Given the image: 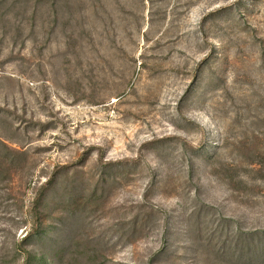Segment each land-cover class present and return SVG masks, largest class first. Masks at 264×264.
<instances>
[{
    "label": "rangeland",
    "instance_id": "374dc122",
    "mask_svg": "<svg viewBox=\"0 0 264 264\" xmlns=\"http://www.w3.org/2000/svg\"><path fill=\"white\" fill-rule=\"evenodd\" d=\"M28 251L264 264V0H0V264Z\"/></svg>",
    "mask_w": 264,
    "mask_h": 264
},
{
    "label": "trees",
    "instance_id": "16d2710c",
    "mask_svg": "<svg viewBox=\"0 0 264 264\" xmlns=\"http://www.w3.org/2000/svg\"><path fill=\"white\" fill-rule=\"evenodd\" d=\"M33 236H36V235H32L30 238H33ZM26 241H29V239H27ZM27 254L29 255V257L27 258V263L26 264H31L32 262H31V259H30V257H31L30 255H32V252L28 251ZM34 258H36V257H34ZM36 261L39 262V263H43L45 260H44V258L39 257V258H37Z\"/></svg>",
    "mask_w": 264,
    "mask_h": 264
}]
</instances>
